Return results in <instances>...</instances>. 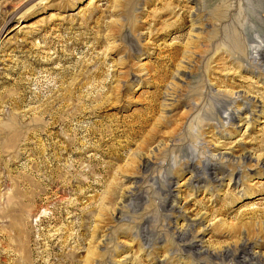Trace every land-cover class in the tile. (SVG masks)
I'll list each match as a JSON object with an SVG mask.
<instances>
[{
	"label": "rangeland",
	"instance_id": "rangeland-1",
	"mask_svg": "<svg viewBox=\"0 0 264 264\" xmlns=\"http://www.w3.org/2000/svg\"><path fill=\"white\" fill-rule=\"evenodd\" d=\"M261 42L264 0H0V264H264Z\"/></svg>",
	"mask_w": 264,
	"mask_h": 264
},
{
	"label": "bare ground",
	"instance_id": "bare-ground-1",
	"mask_svg": "<svg viewBox=\"0 0 264 264\" xmlns=\"http://www.w3.org/2000/svg\"><path fill=\"white\" fill-rule=\"evenodd\" d=\"M261 44H263V45H260V47L259 46H257V48L259 49L258 50V60H259V63H258V65H259V68L260 69H262L263 71H264V42H261ZM131 48V47H130ZM133 50H134V47H133ZM257 51V50H256ZM253 61V60H252ZM126 68V67H125ZM95 71H96V69H95ZM92 75L93 74H98V73H91ZM263 74V73H262ZM126 75V74H125ZM89 79V78H88ZM97 79V78H96ZM111 79H112V77H111ZM90 80V79H89ZM92 80V79H91ZM94 81V80H93ZM98 82V81H97ZM109 82H110V79H109ZM99 84V83H98ZM55 85V84H54ZM100 85V84H99ZM117 85V84H116ZM70 86V85H69ZM114 87V86H113ZM117 87V86H116ZM115 87V88H116ZM81 88V87H80ZM112 89V88H111ZM114 89V88H113ZM69 90H70V88H69ZM68 90V91H69ZM78 92V91H77ZM88 92V91H87ZM116 92V91H115ZM119 93V92H118ZM66 94V93H65ZM79 94V93H78ZM98 95V94H97ZM74 96V95H73ZM108 96V95H107ZM115 96V95H114ZM119 96V95H118ZM94 97V96H93ZM117 97V96H116ZM91 98V97H90ZM89 98V99H90ZM95 98H96V96H95ZM119 98V97H118ZM67 99V98H66ZM72 99V98H71ZM91 99H93V98H91ZM104 99H105V97H104ZM111 99V98H110ZM60 100V99H59ZM94 100V99H93ZM80 101H81V98H80ZM88 101V100H87ZM106 102L108 101V99H106L105 100ZM105 101H104V103H105ZM85 102V101H84ZM96 102V101H95ZM111 102V101H110ZM63 104V103H62ZM83 104V103H82ZM106 104V103H105ZM104 105V104H103ZM63 106V105H62ZM80 106V105H79ZM84 106V105H83ZM88 106V105H87ZM99 106V108H97V109H91L90 111H89V109H87L88 111H89V113L90 114H96V113H100L103 109H104V107L102 108V107H100V105H98ZM108 106H110V105H108ZM81 109V108H80ZM79 109V110H80ZM74 110V109H73ZM83 110H84V108H83ZM74 112V111H73ZM62 113V112H61ZM87 113V112H86ZM51 114V113H50ZM74 114L72 113V115H70L71 117L73 116ZM75 115H77L78 116V114L76 113ZM150 116V115H149ZM53 118V117H52ZM151 119V117H146L143 121H142V123L143 124H145V123H147L149 120ZM77 120V119H76ZM124 120V119H123ZM96 121V120H95ZM140 122V121H139ZM142 124V125H143ZM148 124V123H147ZM121 125H123V124H121ZM141 125V126H142ZM95 126V125H94ZM102 127V126H101ZM127 128V127H126ZM138 128V127H137ZM90 129V128H89ZM90 131V130H89ZM97 131V130H96ZM95 131V132H96ZM74 132V131H73ZM101 132V131H100ZM136 132V131H135ZM76 134V133H75ZM91 134V133H90ZM88 136V135H87ZM126 137V136H125ZM87 140V139H86ZM97 140V139H96ZM77 141V140H76ZM72 142V141H71ZM85 142V141H84ZM68 144V143H67ZM70 144V143H69ZM87 144V143H86ZM72 145V144H71ZM95 145V144H94ZM107 145V144H106ZM68 146V145H67ZM74 146V145H73ZM100 146V145H99ZM72 148V147H71ZM99 149V148H98ZM40 150V149H39ZM248 158V156L246 155V154H244V155H242L241 156V160H246ZM230 160H233L231 157L230 158H228V161H230ZM150 162V161H149ZM149 166H150V164L148 163V161H145V162H143L142 163V167L146 170L147 168H149ZM194 168H196V167H193V169ZM201 169V170H200ZM195 170V169H194ZM202 171V172H201ZM219 170H218V167H216V165L215 164H212V163H209V162H205V163H203L202 164V166H200V168H198V171H196L195 170V172H193V175L189 178L190 180H189V182H188V185H190V184H192V181H194V180H198L200 177L197 175L198 173H202V175L203 176H206L205 178H208L210 181H212V182H220V181H222V177L221 176H218V174H217V172H218ZM220 172V175H222L223 176V174H224V172H222V170H220L219 171ZM170 183V182H169ZM196 183V182H195ZM171 184V183H170ZM169 191V190H168ZM170 192V191H169ZM246 196H248V194H246V195H244V196H242V197H239V199L241 200V199H243L244 197H246ZM239 199H237V200H239ZM176 209H178V210H180L178 207H176V205H174V206H172L171 208H170V211L172 212V211H175ZM189 220V219H188ZM188 220H187V224L185 225V226H187V228H184V229H182V230H178L177 231V237L178 238H180V239H185L186 237H187V235H188V229H190L192 226H194V224L197 222H188ZM190 221V220H189ZM190 233V232H189ZM187 247H188V249L189 250H193V254H195L196 256H202V255H210L209 253H208V250H207V248L205 249V248H203V247H201V246H198V245H196L195 244V241H190L188 244H187ZM245 249L246 248H244V251H241V253H239L238 255H237V258L239 259V262H240V264H255V263H253L254 261H256V256L253 254V253H251V252H248L247 250L245 251ZM93 250V249H92ZM93 252V251H92ZM95 252H97V251H95ZM223 253H225L226 255L229 253V251H227V250H224L223 251ZM93 254V253H92ZM216 255V254H215ZM213 253H212V256H215ZM211 256V255H210ZM222 256H224V255H222ZM90 257V256H89ZM95 257V256H94Z\"/></svg>",
	"mask_w": 264,
	"mask_h": 264
}]
</instances>
